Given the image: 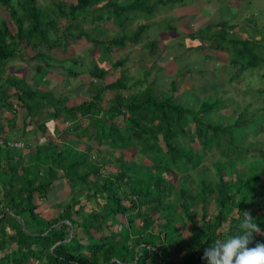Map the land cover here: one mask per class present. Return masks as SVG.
Instances as JSON below:
<instances>
[{"label":"trees","instance_id":"trees-1","mask_svg":"<svg viewBox=\"0 0 264 264\" xmlns=\"http://www.w3.org/2000/svg\"><path fill=\"white\" fill-rule=\"evenodd\" d=\"M180 1L51 0L45 8L39 0H0L7 11L0 17V264H264V162L235 168L232 159L217 161L203 167L196 186L185 174L212 146H239L233 128L249 131L253 119L243 112L233 126L217 121L210 116L225 107L222 99L193 108L175 95L174 80L168 89L156 79L143 88L149 72L131 84L128 58L112 57L143 43L157 5ZM192 12L197 24L207 17ZM81 18L90 26L81 28ZM64 19L69 24L60 27ZM213 19L215 32L193 37L198 48L221 38L211 47L229 54L237 68L230 79L264 67V37L238 33L240 24L219 12ZM156 45L147 43L152 52ZM59 50L67 56L54 55ZM95 50L103 66L88 61ZM112 64L121 72L106 80ZM84 87L90 98L81 102L76 92ZM131 88L138 90L124 94ZM112 89L119 92L103 104ZM7 126L42 138L11 146L19 139ZM196 139L203 147L193 146ZM126 151L150 163L128 160ZM48 198L61 207L52 218L41 213ZM84 199L97 207L87 211Z\"/></svg>","mask_w":264,"mask_h":264},{"label":"rangeland","instance_id":"rangeland-1","mask_svg":"<svg viewBox=\"0 0 264 264\" xmlns=\"http://www.w3.org/2000/svg\"><path fill=\"white\" fill-rule=\"evenodd\" d=\"M39 3L45 6V8L51 7V0H39ZM216 3H219L218 7L214 6ZM198 8L201 9L202 14L207 16L206 19L201 18L199 24H197L195 19L187 23V19H190V16L191 18L197 17L192 10ZM217 9L225 18H231L233 24H240V27H236L235 29L238 33L248 34L249 31L255 30L257 31V36L264 37V0H182L180 2H169L165 5H157V10L154 11L153 15H150L151 19L147 20L150 23V27L142 40L143 43L137 44L136 46H127L120 50V52L116 53L115 51L112 54L114 59L128 58L124 68L127 75L131 78L129 82L131 84L143 81L149 72V81L144 83L143 88L156 79L157 86L163 85L164 89H168L170 81L174 80L178 85L175 95L180 93L179 99L191 102L193 108H198L207 99H211V101L217 97L222 99L225 107L220 110H215L210 116L217 121H222L233 126L236 123L237 117L243 112H245L246 117L253 119L255 127L249 131L243 130L239 133L233 128L237 135L239 146L233 149L227 148L226 152H222L221 145H214L206 152V159L201 161L196 169L192 172L185 173L186 175L188 174L189 179L193 180L194 186L197 185L194 180L199 177L203 167L206 166L214 169V163L217 161L225 162L228 159H232L234 160L235 168L250 166L259 161L264 162V117L262 111H260V109L264 108V93L258 91L264 88V67H259L254 70L251 69V71L244 72L232 80L230 79V75L237 68L232 67L230 64L229 54L224 53L216 47H211V43L214 40L221 38L219 36L210 38L209 41H205L203 47L198 48L197 44L200 39L193 37V33L201 29H204L206 31L205 33L210 35L216 31V28L212 24H214L213 14L218 13ZM184 12L186 13L185 17L181 16ZM6 14V8L0 2V17H6ZM92 17V13H88L86 16L89 22ZM78 20L81 23V28L90 26V23H84V18ZM68 21L64 19V22H61L59 26L63 27L68 25ZM137 24L138 22H135V25ZM169 25L176 28L179 35H173L174 29ZM129 31H133V29H129ZM72 32H77V30L73 29ZM149 40H158V45H156V49L153 52L147 47ZM182 41L186 42L183 47L180 45ZM172 45L179 52H175L176 50L174 48L171 49ZM189 46L196 47L190 51H186ZM142 47L145 48L144 51L140 49ZM117 48L114 47V49ZM54 55L60 58L67 56V54L60 50ZM172 56H174V59H172ZM88 61L95 65L99 64V66H103L102 53L95 50V52L89 54ZM84 62L85 64L83 63L81 71L85 74L87 72L88 74L90 69L85 60ZM109 68V72L104 74L106 80L112 77L113 74L121 72L119 65L112 64ZM70 80L72 81L70 91L73 92L81 84L82 80L81 77L71 78ZM91 81L95 82L96 77L91 79ZM86 89L87 87H84V89L77 90L76 92L78 96H81V99H78L81 102L90 98V96L85 94ZM134 90H138V88H131V90L123 92L124 94H128ZM118 92L119 90L113 89L106 91L103 104L107 105ZM65 95L62 94L60 97L64 99L66 98ZM246 105L248 106L247 112L245 111ZM8 115L11 116L9 113ZM190 126L192 128L193 124ZM6 131L11 133L8 126L6 127ZM16 133L17 131L14 129L13 133H11L12 139L18 138L19 140H25L26 138H31L33 143L37 142L40 136L38 135L37 138L32 134L23 135V133H20V130V135ZM66 138L67 140H73L74 135L71 134ZM161 143L163 144L162 141ZM193 146L195 148H201L203 147V143L201 140L196 139L193 141ZM125 153V157L128 160L143 157L145 162L150 163L141 152L134 157H132L129 151ZM105 170H110L109 166H106ZM57 192L58 190H54L53 196ZM102 201L104 200L102 199ZM46 203L49 207L42 210L41 213L43 216L52 218L60 213L61 207L56 205L57 202L51 204L48 198ZM82 204L85 205L87 211L97 207L96 201H88L87 199H84ZM105 231L108 233L109 230Z\"/></svg>","mask_w":264,"mask_h":264},{"label":"crops","instance_id":"crops-1","mask_svg":"<svg viewBox=\"0 0 264 264\" xmlns=\"http://www.w3.org/2000/svg\"><path fill=\"white\" fill-rule=\"evenodd\" d=\"M218 4H219V3H216V4H214V6H215V7H218ZM217 10H218V9H217ZM218 12H219V10H218ZM185 14H186V13L184 12V13L181 14V16L185 17ZM213 15H214V14H213ZM191 20H192V18H191V16H190V19H189V18L187 19V23H188V22L190 23ZM20 133H23V135H25L23 130H22ZM20 133H19V135H20ZM17 134H18V133H17ZM33 135L36 136L35 133H33ZM37 137H38V136H37ZM41 138H42V137L39 136V139H41Z\"/></svg>","mask_w":264,"mask_h":264},{"label":"built area","instance_id":"built-area-1","mask_svg":"<svg viewBox=\"0 0 264 264\" xmlns=\"http://www.w3.org/2000/svg\"><path fill=\"white\" fill-rule=\"evenodd\" d=\"M9 145H11V146H23L24 143H22V142H20V141H16V142H10Z\"/></svg>","mask_w":264,"mask_h":264},{"label":"clouds","instance_id":"clouds-1","mask_svg":"<svg viewBox=\"0 0 264 264\" xmlns=\"http://www.w3.org/2000/svg\"><path fill=\"white\" fill-rule=\"evenodd\" d=\"M18 141L22 142L21 140H18ZM10 142H13V141H10Z\"/></svg>","mask_w":264,"mask_h":264}]
</instances>
